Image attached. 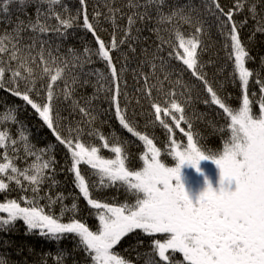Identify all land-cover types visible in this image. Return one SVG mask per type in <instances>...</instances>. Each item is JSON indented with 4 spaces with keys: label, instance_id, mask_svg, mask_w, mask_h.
<instances>
[{
    "label": "snow or ice",
    "instance_id": "snow-or-ice-1",
    "mask_svg": "<svg viewBox=\"0 0 264 264\" xmlns=\"http://www.w3.org/2000/svg\"><path fill=\"white\" fill-rule=\"evenodd\" d=\"M78 3L73 12L65 0H0V16L5 18L0 23L12 26L0 33V90L22 102L16 108L5 106L0 116V196L4 197L0 200V232H11L22 221L25 236H39L57 245L71 238L76 242L73 251H83L87 264H132L117 246L126 237L143 244L141 236L150 241L149 251L143 254L144 264H264V56L260 57V70L248 67L255 58L241 37L249 19L255 21L249 42L256 33L264 35V0H232L230 6L221 0H199V4L194 0H127L130 14L116 6V0H105L104 18L113 27L109 42L98 33L102 13L95 10L90 17L88 0ZM30 5H35V19L10 18L13 7L25 12ZM240 14L244 18L237 21ZM125 17L127 24L121 28L118 20ZM208 18H214L224 38L223 48L231 62L227 80L240 91L235 104L230 103L231 93L222 96L213 87L201 62ZM182 26L190 31L185 32ZM77 28L94 37L96 49L86 45L82 52L72 46L62 51L63 44L58 41L67 40ZM144 28L156 34L159 44L150 55L149 49L142 47L144 59L132 70L140 94L136 103L139 105L141 98L148 100L154 110L149 124L158 123L167 137L163 146L139 130L134 109L129 115L124 78L128 56L123 54L125 63L119 67L120 58L113 56L125 44L136 53L132 42H142ZM118 31L123 32L119 40ZM93 56L105 64L107 75L99 69L84 72ZM177 64L179 77L188 73L202 86L208 97L203 103L218 107L223 124L209 122L221 141L217 149L205 146V137L194 130L193 120L186 114L196 85L189 86L181 78L172 80ZM93 75L94 84L88 79ZM90 84L95 89L92 96L77 97V88ZM250 85L258 86V96L250 91ZM177 87L182 89L179 93ZM220 87L223 90L224 84ZM153 92L163 97V103ZM100 93L109 104L104 113L114 109L119 126L142 142L138 157L142 166L136 170L126 164L130 141L114 133L106 136L95 127L103 114L93 104ZM177 96L185 97L184 103ZM64 104L67 109L61 108ZM20 107H30L65 149L66 170L78 189L70 206L64 203L68 197L63 193L51 194L58 183L54 146L37 148L30 143L16 115ZM62 110H68L69 115L62 116ZM73 115L79 118L69 119ZM11 125H19L18 136H13ZM103 150L112 157H106ZM30 157L33 159L28 162ZM205 161L215 166V180L200 167ZM82 165L98 180L87 177ZM186 167L203 177L196 188L184 173ZM45 184L47 191H43ZM108 188H122L125 200L97 198ZM13 191L20 195L11 198ZM81 198L89 215L98 221L94 227L78 218ZM50 255H45L41 264H47ZM67 255L66 250L58 249L53 264H65ZM0 264H7L3 256Z\"/></svg>",
    "mask_w": 264,
    "mask_h": 264
},
{
    "label": "trees",
    "instance_id": "trees-1",
    "mask_svg": "<svg viewBox=\"0 0 264 264\" xmlns=\"http://www.w3.org/2000/svg\"><path fill=\"white\" fill-rule=\"evenodd\" d=\"M171 3V0H169ZM181 3L185 2V0H180ZM68 8L73 12L79 7L78 0H65ZM194 3L199 4V0H194ZM222 4L231 5L232 0H221ZM127 4V0H116V6L121 7L126 14H130V10L125 6ZM105 0H88V13L91 17L92 13L95 10H99L101 15V24L98 27V33L102 39L106 42L111 40V34L113 32V27L109 21H106L104 15L107 13V8L104 6ZM259 10V9H258ZM167 11V9H165ZM31 16L35 19V5H30L25 12H20L18 8H12L11 19H15L17 17L21 19H27ZM244 18L243 14L237 15L235 19L240 21ZM5 19L0 16V20ZM214 18H208L205 24V34L202 36V40L205 46V51L201 56V62L205 65V71L207 72V78L209 82L213 84V87L217 89L220 95L224 96L226 93H231L233 99L231 101H235V97L240 95L239 87L233 86L227 80L229 77V73L231 72V62L227 60L226 52L223 48L224 38L219 34L218 28L215 23H213ZM121 28L126 26L127 20L120 19L118 20ZM210 25V26H209ZM11 25L7 23H0V33H2L5 29L11 30ZM137 27H143V25L138 24ZM185 32L190 31L187 26H182ZM255 27V21L249 19L248 24L241 29V37L250 50V54L255 58L254 61H250L248 63V67L253 70H260V57L264 56V35L260 33H256L255 39L249 42V36ZM135 35V33H133ZM165 36L167 34H164ZM117 40H119L123 36V32L118 31L116 33ZM140 37L142 42L137 43L135 41L132 42L133 46L136 47V53H132L128 50V45L125 44L121 46L119 51L113 52L114 58L119 57L120 59L117 61V66L125 63L122 56L123 54H127L128 61V71L124 74V78L127 80V89L126 91L129 94V106L128 113L131 116L133 109L136 111L137 115L134 119V122H138L139 130L146 131L150 137H155V142L158 146L165 145V141L167 137L165 135V131L158 125L152 126L149 124V121L154 120V116L151 113L154 111L148 102L147 99L141 98L140 104L136 103V97L140 94L136 92V81L133 79V69H136L141 60L144 59V56L141 53V48L146 47L149 49V55L155 49L156 45L159 44V40L156 37L155 33L150 32L147 28L140 33ZM144 37H147V40H143ZM63 44L62 51L66 50L67 47L72 46L79 51H83V48L87 45L92 49H96L97 45L95 44L94 37L87 33L82 28H77L75 32L69 35L67 40L58 41ZM166 55V53H163ZM92 63L85 64L84 72H88L90 70L99 69L101 72H104L105 75L108 73V69L105 64L99 60L98 57H92ZM179 65L177 64V73L173 74L172 80H176L177 78H181L185 83L189 86L195 84L196 87L192 89L191 92V102L186 105V114L193 120L194 130L199 131L204 137L206 147L218 148L221 144L220 139L216 134H213L212 128L209 126V122H212L216 125L223 124L221 118L217 115L218 107L215 105H205L203 100L208 98L206 92L202 89L199 82L195 81L188 73H184L182 77H179ZM261 75L264 76V71H261ZM83 78V77H82ZM90 82L94 84L96 82V76L93 75L88 77ZM221 83L224 84L223 90L221 89ZM167 82H165V88H168ZM182 89L180 87L176 88L177 93H179ZM95 89L91 86H85L83 88H77V97L83 95L86 97L92 96ZM250 91H255L257 96L259 95L258 86L250 85ZM10 93L5 92L4 90H0V96L2 99H5L6 96ZM153 96L163 103V97L153 92ZM19 100L17 97H13ZM104 93H100V99L93 101V104L99 107L101 113L99 119L96 122L95 127L99 128L102 133L108 136L111 133H114L117 136H121L123 138H127L130 143L127 146V151L129 153V160L126 161V164L133 170L138 169L142 166V161H139L138 157L142 153V142L136 140V138L131 137L130 134L123 130L118 121L114 118L113 112L111 111L104 113V109L109 108V104L106 100H104ZM177 98L184 103L185 97L177 96ZM20 101V100H19ZM230 101V103H231ZM10 104V108H15L12 102L8 100ZM21 102V101H20ZM22 103V102H21ZM121 106H124L123 97H121ZM62 109H67V105H61ZM140 113H143L142 115ZM203 114V116H201ZM17 118L26 128V134L29 136L30 143L36 145L37 148H44L48 145L54 146V155L56 164V174L55 180L58 182L57 185L52 189L51 194L55 196L57 193H63L66 197H68L64 203L68 206L73 202V196L78 195V189L72 183L73 176L71 173L67 172V160L65 156V149L63 146H60L55 141V138L50 134V130L47 129L46 126L42 125V122L39 118L33 113L30 107L27 109L20 107L16 112ZM62 116H68V110L61 111ZM79 117L73 115L69 117L71 120H76ZM149 124L147 128L145 125ZM185 126L186 125H182ZM19 125H11V132L13 136H18ZM178 132V130H177ZM179 137V133H178ZM84 141L87 143L89 141V137L85 135L83 137ZM95 143H100L99 141H94ZM103 154L111 158L112 154L108 150H103ZM33 158H29L31 161ZM170 159V158H169ZM19 166L23 167L24 162L18 161ZM201 167V166H200ZM82 172L89 177L91 180H98V177L92 175V170L88 168V166H81ZM214 173L217 174V170L214 167ZM185 175L189 180L193 182L202 181L203 177L198 176L195 171L189 167L184 169ZM210 174L211 171L208 170ZM190 181V182H191ZM48 185L45 184L43 186V191H47ZM20 193L17 191H13L10 193L11 198H16ZM116 197L117 202H123L126 197V193L121 188L119 190L115 188L104 189L101 193L97 194V198L102 200H107L108 202L112 201V198ZM4 197L0 196V200H3ZM45 203L41 201V204ZM78 205L82 211L78 214V218L82 221H85L89 224L90 227H94L98 221L94 218V216L89 215L88 207L86 206V202L81 198L78 201ZM56 212L60 211L59 205L55 208ZM25 226L23 222H17L15 228L11 232H0V256H3L7 264H41L45 255L51 253L48 257L47 264H53V258L58 251V249H64L67 252V259L65 264H73L75 261L76 264H87V260L85 258V254L83 251H73L75 247V241L71 238L63 240L59 245L54 242L45 241L43 238L39 236H25ZM140 239L143 240V244L138 245L137 239L135 237L129 239L125 238L121 245L117 246V251L120 252L126 259L132 261V264H144L145 256L144 253L149 251L148 245L150 243L147 237L141 236ZM29 248L32 249V252H29ZM22 249V250H21ZM138 253L141 254L138 258Z\"/></svg>",
    "mask_w": 264,
    "mask_h": 264
},
{
    "label": "rangeland",
    "instance_id": "rangeland-1",
    "mask_svg": "<svg viewBox=\"0 0 264 264\" xmlns=\"http://www.w3.org/2000/svg\"><path fill=\"white\" fill-rule=\"evenodd\" d=\"M13 21H15V19H12ZM6 96V98L5 99H2V96H0V116H2L3 114H4V112H5V106H7L8 108H10V104H9V102H8V100L10 101V102H12V104H15L14 105V107L16 108L18 105H21L22 103L18 100V99H16V98H12L9 94H7V95H5ZM231 103L232 104H235V102L234 101H231ZM257 108H258V105L256 106ZM19 109V108H18ZM255 110V109H254ZM164 143H166V141L164 142ZM213 149H217L216 147H214ZM207 161H205V162H201V165H204V164H207L206 163ZM208 166H209V170L210 171H212V169L210 168V166H212L213 164L212 163H209V164H207ZM215 175H212L211 177H214ZM189 181H191V180H189ZM199 182H201V181H199ZM199 182H193V181H191L190 183H191V185L193 186V188H196L197 186H198V184H199ZM80 208V207H79ZM82 211V209H80V211H79V213ZM60 212V211H59ZM59 212H56L57 214H59Z\"/></svg>",
    "mask_w": 264,
    "mask_h": 264
},
{
    "label": "flooded vegetation",
    "instance_id": "flooded-vegetation-1",
    "mask_svg": "<svg viewBox=\"0 0 264 264\" xmlns=\"http://www.w3.org/2000/svg\"><path fill=\"white\" fill-rule=\"evenodd\" d=\"M206 163L209 164L210 162H206ZM207 164L200 165V166H201V168L204 170V172H205L206 174H208V175H210V176L215 175L214 177H212L213 180H215V178H216V174H215L214 171H213V169H214L215 166H214V165L210 166V168L212 169V171H211V173L209 174V173H208L209 166H208Z\"/></svg>",
    "mask_w": 264,
    "mask_h": 264
}]
</instances>
